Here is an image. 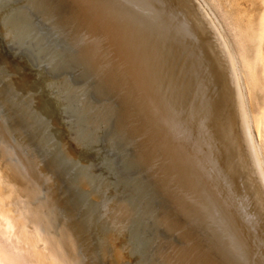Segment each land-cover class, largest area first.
Wrapping results in <instances>:
<instances>
[{
	"label": "bare ground",
	"instance_id": "1",
	"mask_svg": "<svg viewBox=\"0 0 264 264\" xmlns=\"http://www.w3.org/2000/svg\"><path fill=\"white\" fill-rule=\"evenodd\" d=\"M191 1L218 43L184 0H0V69L11 87L0 84V195L11 222L0 235L5 260L140 264L143 250H133L130 236L133 203L115 197L114 182L97 190L91 167L98 150L118 144L125 168L139 170L134 185L154 186L202 240L200 248L191 240L175 249L171 264H264V113L252 107L263 89L257 92L253 69L264 0L250 63L226 41L214 14ZM49 2L64 4L62 22ZM71 53L108 104L99 106L87 84L55 76ZM19 89L33 112L16 101ZM114 102L121 136L106 133L107 142L96 146Z\"/></svg>",
	"mask_w": 264,
	"mask_h": 264
},
{
	"label": "rangeland",
	"instance_id": "2",
	"mask_svg": "<svg viewBox=\"0 0 264 264\" xmlns=\"http://www.w3.org/2000/svg\"><path fill=\"white\" fill-rule=\"evenodd\" d=\"M44 1V0H43ZM185 3L187 4V7L188 9L193 13H197L196 17L199 21V23H203V25L201 24L202 27H204V29L206 28L207 29V32L208 34L210 33V37L212 39L215 40V43H218V38H217V35L213 28V26L207 22V20L202 16V13L200 10L197 9V7L194 5V3L191 1V0H184ZM203 4V6L205 8L208 9V11H211L213 14H214V18L216 20V24L218 25L219 29L221 30V32L224 34L225 36V39L227 42H229L230 46L232 47V49L236 52V54L238 56H243L244 58H246L245 60L246 61H249L248 63L251 62V59L254 54V51L256 50V42H255V38H256V35H254V33L256 34V31H255V28L257 27L256 25V19L258 18V16L260 15V13L262 12L263 10V5L261 4V0H200ZM62 3V2H61ZM43 4L45 5L46 3L43 2ZM193 4V5H191ZM52 5V6H51ZM55 5V7H54ZM63 7L64 4H60V3H53V4H50V2L47 4V8H48V11L50 12V14L55 18L57 19L58 22H62L63 21V17L65 14V12L67 11L65 6L62 8H60L59 6ZM192 8H191V6ZM58 6V7H56ZM190 7V8H189ZM57 8V9H55ZM63 9V10H62ZM192 9V10H191ZM61 12H60V11ZM194 10V11H193ZM64 12V13H62ZM62 13V14H61ZM54 14V15H53ZM56 14V15H55ZM59 15V16H58ZM57 16V17H56ZM61 16V17H60ZM63 16V17H62ZM201 17V19H200ZM62 20V21H61ZM203 21V22H202ZM206 23V24H205ZM205 24V25H204ZM67 25V24H66ZM256 26V27H255ZM209 27V28H207ZM205 29V30H206ZM49 34L51 35L52 32L50 33V31H48ZM47 32V45L51 46L52 48H54V42L56 41L55 37L53 36V34L50 36ZM258 33V31H257ZM211 34L213 35V37L211 36ZM52 37V38H51ZM50 38V39H49ZM50 41V42H49ZM50 43V44H49ZM247 51V52H245ZM258 59H257V62L255 64V67L253 69V74H254V82L256 84V88H257V92L259 91V88L262 87V91H259L258 92V99H256L257 102H252V107L254 109L257 110L260 109L263 111L264 113V31H263V34H262V37L260 39V44H259V47H258ZM71 55L69 57V61L67 62H64L63 65L58 69V71L56 72V77H60V76H66V77H70L69 80L70 82H72V84H87L88 85V89L89 87L91 89H89L90 91V95L91 97L95 100V102L98 103L99 106H104L105 104H108L111 99L108 95H105L103 93H101L99 90V86H98V83L96 80H94L95 78L93 77H90L87 73V70H86V67L81 63L79 62L80 60H76L77 57H73L72 53L69 54ZM247 56V57H246ZM250 57V58H249ZM249 59V60H248ZM257 65V66H256ZM77 66V67H76ZM73 68V69H72ZM79 68V69H78ZM81 69V70H80ZM72 72H71V71ZM84 70V71H82ZM2 69H0V84L2 85V87L7 90V91H10L11 90V87H10V83L8 81V77L4 75V72L2 71ZM62 72V74H60ZM69 72V73H68ZM8 73V72H7ZM73 73V74H72ZM59 74V76H58ZM256 76V77H255ZM5 77V79L3 78ZM73 80H72V79ZM256 79V80H255ZM94 80V81H93ZM77 82V83H76ZM259 82V83H258ZM85 85V86H87ZM93 89V91H92ZM93 92V93H92ZM95 96H93V95ZM260 94V95H259ZM13 95L15 96L16 98V101L18 100V102H22L25 104V109L30 112L32 111L33 112V109H32V106L31 104L29 103L30 101V96H28L27 94H24V91L22 89H19V90H16L13 92ZM105 98V99H104ZM259 99L261 101H259ZM108 101V102H107ZM106 102V103H105ZM113 102V101H112ZM260 102V103H259ZM104 105H103V104ZM114 108V112L116 115H114L113 113V116H111L109 119H108V122L106 123V126L103 127V129L101 130L100 134H99V140L101 141H98V145L96 144V146H101L104 142H107L106 140H108V137L111 138V137H114L117 132H119V128L122 130V124H123V119L121 118L120 116V112L118 110V107H117V103H113L112 104ZM116 117V118H115ZM120 117V118H119ZM119 118V119H118ZM115 121H114V120ZM117 119V120H116ZM122 121H121V120ZM111 123H109L110 121ZM121 122V123H119ZM109 123V124H108ZM117 126H115V125ZM82 126H86V124H82ZM121 126V127H120ZM107 127V128H106ZM109 127V128H108ZM117 127V128H115ZM116 130H115V129ZM108 129V130H107ZM108 132H107V131ZM116 131V132H115ZM103 133V134H102ZM108 133V135L106 134ZM112 133V134H111ZM115 135H114V134ZM121 132H119V136H121L120 134ZM111 134V135H110ZM106 135V137H105ZM113 135V136H112ZM104 136V137H103ZM117 136V135H116ZM103 141V142H102ZM100 144V145H99ZM95 146V147H96ZM119 145H115V146H104L103 148H101V150H98V153L99 152H102L101 153V156L100 157H95L93 156L92 158V165L91 167L93 168V166H95V176H96V181L97 182V190H100V189H103L104 186H105V183H103V181L107 180V183L110 182H114L117 184V189L114 188V191L117 193H114L115 194V197L117 196H120L122 198H119L121 201H125V199L133 204H131L132 206H134L133 208V217L131 218V221H133V225L132 222L130 224V228H132L131 230V244L132 245V248L133 250L135 249H138L140 250V254L138 256H140L141 258H138V256H136L140 262V264L144 263V264H171V261H170V256L173 254V252L175 251V249H178V248H184L188 245V243L193 240V242L196 244V246L198 248L202 247V240L201 238L198 236V235H192L191 236V233H190V230L187 226V224L183 221V217L181 218L179 215H177L172 206H170L171 204L168 202V200L165 198V195H163L162 193H160V191H158L157 189L155 190L154 186H152L151 184L150 185H146L147 183H145V181H143V185L142 186H139L137 187V185L135 186L134 184H136V182L138 181L137 178H139L138 176V173H139V170L136 168H125L124 166V161L121 157V154L119 153L118 151V148ZM115 151V152H113ZM119 156L121 157L120 158V161H119ZM105 157V158H104ZM107 157V158H106ZM109 157V158H108ZM117 157V158H115ZM111 161V162H110ZM102 162V163H101ZM104 162V163H103ZM97 163V164H96ZM97 165V166H96ZM102 165V166H100ZM123 165V166H122ZM99 166V167H98ZM104 166V167H103ZM98 167V168H97ZM122 168V169H121ZM100 169H101V172H100ZM110 169V170H109ZM116 169V170H115ZM126 169V170H125ZM128 169V170H127ZM107 170V171H106ZM120 170V171H119ZM99 172L97 174V172ZM110 171V172H109ZM119 171V173H118ZM126 171V172H125ZM123 172V173H122ZM102 173V174H101ZM114 173V175L112 176V174ZM116 173V174H115ZM121 173V174H120ZM102 176H100V175ZM110 174V175H109ZM137 174V175H136ZM118 175V176H117ZM99 176V177H98ZM107 176V177H106ZM117 176V177H116ZM131 176V177H130ZM104 177V178H103ZM110 177V178H109ZM116 177V178H115ZM136 177V178H135ZM101 178V179H100ZM120 178V179H119ZM133 178V179H132ZM135 178V179H134ZM119 179V180H118ZM115 180V181H114ZM121 181V182H120ZM132 181V182H131ZM126 182V183H125ZM131 182V184H130ZM135 182V183H133ZM100 183V184H99ZM104 185H103V184ZM123 183V184H122ZM122 186H121V185ZM130 184V185H129ZM122 189V191H119L121 189H119L120 187ZM124 185V186H123ZM128 185V186H127ZM103 186V187H102ZM125 186L127 187V189L125 188ZM146 188H145V187ZM150 187V189H149ZM133 188V189H132ZM139 190H137V189ZM152 188V189H151ZM130 189V190H129ZM132 189V190H131ZM139 193V194H137ZM144 190V191H143ZM147 190V191H146ZM152 190V192H151ZM112 190V192H114ZM126 191V192H124ZM141 191V192H139ZM156 191V192H155ZM123 192V193H121ZM129 192V193H128ZM133 194H132V193ZM145 192V193H144ZM158 192V193H157ZM121 193L122 195H119ZM135 193V194H134ZM143 193V194H142ZM150 195H149V194ZM156 195H155V194ZM160 193V194H159ZM113 194V195H114ZM124 194V195H123ZM128 194V195H127ZM131 194V195H129ZM158 194V196H157ZM134 195V196H133ZM139 197H137V196ZM146 195V196H145ZM150 197V200H146V199H149ZM152 196V197H151ZM116 197V198H117ZM126 197H128V199H131L128 200ZM143 197V198H142ZM148 197V198H147ZM139 198V199H138ZM142 198V199H141ZM123 199V200H122ZM134 199V200H132ZM154 199V201H153ZM143 200V201H141ZM152 200V201H151ZM147 201V203L145 202ZM149 201V202H148ZM165 201V202H164ZM139 202V203H138ZM141 202V203H140ZM137 203L139 210H138V207L135 206ZM144 203H145V206H144ZM147 204V205H146ZM150 204V205H149ZM142 205V206H141ZM147 206V207H146ZM149 206V207H148ZM152 207V208H151ZM169 207V208H168ZM136 208V209H135ZM144 208V209H143ZM145 208H147V210H145ZM149 208V209H148ZM173 211H172V210ZM136 210V211H135ZM138 211V212H137ZM144 211V212H143ZM148 211V214L147 212ZM155 213H153V212ZM172 211L171 215H170V212ZM151 215H150V213ZM167 212V213H166ZM144 213V214H143ZM153 213V214H152ZM167 214L166 216L164 214ZM142 214V215H141ZM169 214V215H168ZM140 215V216H139ZM148 215V216H147ZM156 215V216H155ZM137 216V217H136ZM139 216V217H138ZM143 218H142V217ZM146 216V217H145ZM151 216V217H150ZM160 216H164V217H160ZM170 218L168 219L167 218ZM149 219H148V218ZM160 218H161V221H160ZM163 218V219H162ZM133 219V220H132ZM135 219V220H134ZM153 219V220H151ZM154 219L157 221H154ZM142 220V221H139ZM145 220V221H144ZM148 220H149V223H148ZM163 220V221H162ZM168 220V222L166 221ZM138 223H137V222ZM180 221V222H179ZM165 223V226L168 225L167 227L163 226L164 223ZM179 222V223H178ZM145 225H144V224ZM152 223V224H150ZM161 223V224H160ZM169 223V224H168ZM181 223V224H180ZM140 224V225H139ZM143 224V225H142ZM171 224V225H170ZM139 225V226H138ZM146 225H149V227ZM159 225H161L162 227H160ZM175 225V226H174ZM181 225V226H179ZM136 226V227H135ZM159 226V227H158ZM174 226V227H173ZM181 228V232L179 231V229H175V227L178 228ZM138 227V228H137ZM140 227V228H139ZM145 227V228H144ZM134 228V229H133ZM148 228V229H146ZM152 228V229H151ZM163 228V229H162ZM168 228V229H167ZM137 229V231L135 230ZM141 229V230H140ZM150 229L152 231H150ZM140 230V231H139ZM149 230V231H147ZM144 231L146 233H144ZM178 231V232H177ZM189 231V232H188ZM138 233V236L136 235V233ZM135 233V234H134ZM141 233V234H140ZM149 233V234H148ZM155 233V234H154ZM179 233V234H178ZM184 233V234H183ZM148 234V237L146 236ZM162 234V235H161ZM136 235V236H134ZM142 235L145 237V239H143L144 237H142ZM151 235V236H150ZM169 235V237H168ZM141 236V237H140ZM150 236V237H149ZM152 237V238H151ZM157 237V239H156ZM135 238V240H134ZM140 238V239H139ZM150 238V240L147 241V244H146V240ZM182 239V240H181ZM142 240V241H141ZM155 240V241H154ZM134 241V242H133ZM152 241V242H151ZM160 241V243H159ZM139 244H138V243ZM145 242V243H144ZM158 242V243H157ZM169 242V243H168ZM181 242V243H180ZM140 243L144 244V245H141ZM136 244V245H135ZM151 244V245H150ZM153 244V245H152ZM135 245V246H134ZM141 248H140V246ZM158 245V246H157ZM166 245V246H165ZM169 247H168V246ZM138 246V247H137ZM144 246V247H143ZM153 246V248L151 247ZM163 246V247H162ZM175 246V247H174ZM150 247V248H149ZM155 247V249H154ZM146 250H145V249ZM161 248V249H160ZM174 248V249H173ZM151 250V251H149ZM166 250V251H165ZM148 251V252H146ZM161 252V253H160ZM160 253V254H159ZM158 254V255H157ZM144 257V258H143ZM146 258V260H145ZM158 259V260H157ZM151 261L149 263V261ZM159 261V262H158ZM163 261V262H162Z\"/></svg>",
	"mask_w": 264,
	"mask_h": 264
},
{
	"label": "snow or ice",
	"instance_id": "3",
	"mask_svg": "<svg viewBox=\"0 0 264 264\" xmlns=\"http://www.w3.org/2000/svg\"><path fill=\"white\" fill-rule=\"evenodd\" d=\"M0 191H2V186H0ZM8 225V230L11 231V222L7 219V210L4 205V200L2 195H0V235L4 232V225ZM2 247V245H0ZM0 264H11V262L5 260L3 255L0 254Z\"/></svg>",
	"mask_w": 264,
	"mask_h": 264
}]
</instances>
